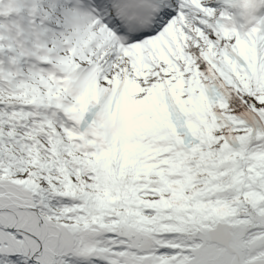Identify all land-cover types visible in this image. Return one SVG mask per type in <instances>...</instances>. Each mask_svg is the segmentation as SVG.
<instances>
[{
  "label": "snow or ice",
  "instance_id": "6c2138e0",
  "mask_svg": "<svg viewBox=\"0 0 264 264\" xmlns=\"http://www.w3.org/2000/svg\"><path fill=\"white\" fill-rule=\"evenodd\" d=\"M0 264H264V0H0Z\"/></svg>",
  "mask_w": 264,
  "mask_h": 264
}]
</instances>
